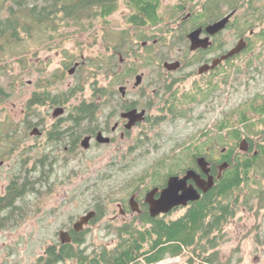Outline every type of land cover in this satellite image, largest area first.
<instances>
[{"label": "flooded vegetation", "instance_id": "1", "mask_svg": "<svg viewBox=\"0 0 264 264\" xmlns=\"http://www.w3.org/2000/svg\"><path fill=\"white\" fill-rule=\"evenodd\" d=\"M116 2L114 10L94 18L104 24L101 39L109 52H83L93 50V43L76 52L60 47L65 39H52L46 49H55L59 61L53 64L47 57L41 66L31 64L36 76L26 83L23 126L11 127L9 115L0 123V199H11L14 206L12 211L0 209V214L13 218L20 212L19 202L26 201L21 212L34 227L56 221L50 216L59 211L47 207L52 195L62 190L72 203L81 192L56 188L79 180L83 184L82 166L93 167V175L99 161L108 157L102 176L90 186L96 188L99 179L114 180L108 193L94 197L86 210L65 211L47 245L82 243L83 232L95 225L116 233L152 230L155 221L186 214L210 193L230 166L228 150L234 149L233 156L264 151V110L251 114L253 134L231 138L225 97L227 83L241 86L244 78L264 75V0ZM147 4L153 6L148 16L141 10ZM119 10V25L113 26L109 18ZM219 22L222 26L212 30ZM46 49L30 46L29 59ZM128 57L134 61L126 63ZM146 66L149 75L141 70ZM5 88L0 85V102L19 85L15 80L7 86L10 91ZM255 101H264V89L257 91ZM160 149L179 154H165L149 165L129 159L132 153ZM198 157H204L208 172L199 167ZM189 170L204 180L211 175L213 186L203 191L189 178L185 186L197 190L198 200L160 204L169 179H181ZM122 175L117 184L114 178ZM88 212L94 215L77 229Z\"/></svg>", "mask_w": 264, "mask_h": 264}, {"label": "trees", "instance_id": "2", "mask_svg": "<svg viewBox=\"0 0 264 264\" xmlns=\"http://www.w3.org/2000/svg\"><path fill=\"white\" fill-rule=\"evenodd\" d=\"M116 1L0 0V65L3 67L13 54L20 55L18 60L27 64L30 46L34 45L39 50L52 39L66 40L69 33L92 29L95 16H105L114 10ZM141 10L148 16L153 6L147 4ZM7 51H11L9 59L5 57ZM260 110H264V101L256 102L255 97H251L228 111L226 125L230 128L229 136L239 139L244 134H253L255 122L251 114ZM233 150H228L225 155L229 168L216 180L210 193L195 201L186 214L172 220H157L152 230L119 231L118 242L114 246L102 245L90 252L81 248V243L59 247L46 245L44 254L32 264H155L185 250L191 263L198 259L200 264H219L215 248L225 236L223 223L235 215V192L243 185L253 184L255 188H247L246 201L258 199L257 208H264V151L257 155L249 152L233 156ZM257 169L261 172L260 177H255ZM4 208L14 210L11 199H0V209ZM17 208L20 212L14 215L15 220L0 214V228L24 221L27 214L21 210L27 208V202L20 201Z\"/></svg>", "mask_w": 264, "mask_h": 264}, {"label": "rangeland", "instance_id": "3", "mask_svg": "<svg viewBox=\"0 0 264 264\" xmlns=\"http://www.w3.org/2000/svg\"><path fill=\"white\" fill-rule=\"evenodd\" d=\"M121 10L116 14L110 16V21L113 26L119 25L115 19H118V15ZM121 20V19H119ZM122 21V20H121ZM104 24L99 22H93L92 29L84 32L69 33V38L64 41L65 43L60 47L64 49H71L76 52L82 50L83 47L93 46V50L83 51L85 53L89 52L90 55L98 53L106 55L109 50L103 46L101 39L102 26ZM96 27V28H95ZM95 32V34H94ZM85 42H89L90 45H85ZM93 43V44H91ZM46 49V47H44ZM136 48H140L136 46ZM125 50V48L123 47ZM18 50V49H17ZM53 50H43L36 51L33 61L29 59L28 63L25 64L20 62L18 58L20 55L13 54V57L6 62V64L0 69V85L6 87L7 91H10V88L7 86L10 85L13 81H17L19 89L16 91H11L12 96L8 100L4 99L0 102V123L6 120L7 115L11 117L12 123L11 127L23 126L21 124L22 114L26 108V98H27V80L35 78V74L31 71V64L41 66L42 61L47 57L52 58V63H57L59 57ZM11 51H7L5 57L9 59ZM29 54V51H28ZM38 59L41 62H38ZM134 59L128 57L126 63H132ZM37 62V64H36ZM147 75H149L150 67L146 66L141 68ZM255 74V73H254ZM260 80V82H259ZM23 88L21 89V86ZM264 89V75L259 76V78L242 79V85L238 86V83L232 82L227 83L226 86V109L227 113L231 109L235 108L239 103L245 101L248 98L255 97L257 91ZM227 115V114H226ZM17 123V124H16ZM238 126V124H237ZM229 139V138H228ZM105 152H102V154ZM169 154H179V152H166L164 149L160 151H151L148 153H132L130 160H136L140 162L145 160L146 163L152 164L160 158ZM108 157L101 159L100 167L98 166V171L92 175L93 167L84 165L82 166L83 178L82 182L80 180L72 186H59L54 191L58 192L59 190L75 189L77 200L73 199L71 203L70 200H65L66 197L62 190L58 194H54L48 199L47 207L51 209H56L59 211L57 215H51L50 219L56 221L48 223L46 226L40 228L39 226L34 227L29 221H23L20 224L14 226V228H0V264H32L35 260L45 252L46 239H49L54 236L55 228L57 223L64 219L66 216L65 211L73 212L79 210L88 209L96 196H105L108 193V189L112 187L113 181L106 180L97 181L98 186L96 188H90V186L96 182L99 176H102V162L107 161ZM258 172L257 176L260 177ZM124 175L115 177L117 184L124 179ZM256 177V176H255ZM100 178V177H99ZM93 182V183H92ZM79 185H82L81 189ZM67 186V187H66ZM253 187V184L243 185L241 190L236 191L233 200L236 201V212L233 217L228 221L223 223L222 232L224 237L222 242H219L215 248L218 251V261L219 264H264V208L258 209L257 205L259 200L254 199L253 202L246 201L247 188ZM252 205L251 208L249 206ZM58 213V212H57ZM118 235L116 232L104 230L102 227L95 225L86 231L82 235L81 248H85L87 251H92L98 247L105 245L112 247L118 241ZM189 253L188 251L182 252V254L174 257H166L160 263L157 264H200L199 260L196 259L194 262H189Z\"/></svg>", "mask_w": 264, "mask_h": 264}, {"label": "water", "instance_id": "4", "mask_svg": "<svg viewBox=\"0 0 264 264\" xmlns=\"http://www.w3.org/2000/svg\"><path fill=\"white\" fill-rule=\"evenodd\" d=\"M222 23L224 22L222 21ZM222 23L219 22V23L214 24L212 26V30L221 27ZM139 81H140V76H137L136 83H138ZM100 138L103 139L102 137ZM207 164L208 163L206 162L204 157H198V165L204 172H208V169L206 168ZM226 166H227V163H224L220 167V169L222 170ZM220 174L221 173L219 172L218 177H220ZM189 178L194 179L197 183V186L199 188H202L203 191H206L209 188H211L214 183L213 177L211 175L208 176L206 180H204V179H200V177L193 170H189L187 174L181 179L177 177H171L169 179L168 188L163 192L161 199L159 200V203L160 204L166 203V204H170L171 206V204L174 205V204L185 203L187 200H198L200 195L197 192V190L192 187L186 188L185 186V182ZM179 189H182V193L180 195L177 194V191ZM157 205H158V202H157ZM157 205L153 207L155 209L154 211H156L159 208V206ZM93 215H94V212H88L87 214L83 215L81 219L76 223V228L77 229L81 228L84 224L88 222L90 218H92Z\"/></svg>", "mask_w": 264, "mask_h": 264}]
</instances>
